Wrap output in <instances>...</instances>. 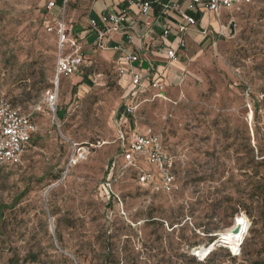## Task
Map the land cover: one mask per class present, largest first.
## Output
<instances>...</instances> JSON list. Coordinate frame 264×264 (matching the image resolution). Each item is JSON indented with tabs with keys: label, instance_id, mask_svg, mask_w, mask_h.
<instances>
[{
	"label": "rangeland",
	"instance_id": "374dc122",
	"mask_svg": "<svg viewBox=\"0 0 264 264\" xmlns=\"http://www.w3.org/2000/svg\"><path fill=\"white\" fill-rule=\"evenodd\" d=\"M49 2L0 0V100L26 113L42 107L22 162L0 168V264L263 261L264 0L223 12L216 44L187 56L180 85L139 94L136 120L177 156L179 188L155 193L127 169L114 187L124 211L107 210L99 188L113 160L123 165L114 118L129 86L120 63L99 49L85 58L91 73L82 81L80 73L60 80L50 110L59 10ZM70 18L67 10L73 25Z\"/></svg>",
	"mask_w": 264,
	"mask_h": 264
},
{
	"label": "built area",
	"instance_id": "2783aa9c",
	"mask_svg": "<svg viewBox=\"0 0 264 264\" xmlns=\"http://www.w3.org/2000/svg\"><path fill=\"white\" fill-rule=\"evenodd\" d=\"M127 1L129 6L123 9L121 15L103 13L98 20L89 19V28L96 34L95 44L100 50L111 48V37L114 34H127L126 23L129 7L137 3L135 0ZM68 2L69 0H64L63 6H59L57 0H50L48 4L50 12L57 8L60 9L56 28L58 58L55 69V87L47 90L45 94L46 102L54 113L57 112L58 107L60 80L79 73L85 63L83 47L66 22ZM253 2L254 0H189L186 9L183 10L181 6L169 1L164 8L165 10H175L187 23H180L177 27L180 48H182L185 45L187 31L197 25L196 19L188 12L202 10L214 13L221 20L223 12H231L234 9L239 10ZM138 5L143 14H147L151 8L150 2L138 3ZM48 30L52 32L54 28L48 27ZM170 34L171 31L166 29L162 35L163 38H168ZM128 38L131 39V36ZM113 48L117 50L119 47ZM167 57L169 63L177 61L179 50L168 48ZM139 62H141V57L137 54H126L124 57V64L127 65V70L131 74L132 93L149 89L160 92L165 91L163 73H157L153 67L149 75L143 76L135 72V65ZM119 70L123 76L125 66L120 65ZM137 108L138 106L135 103H130L127 100L114 118V127L117 133L116 142L120 145L117 160L121 158L123 165L119 168L117 161L113 160L108 166V173L102 186L107 200L117 199L122 211H124L123 203L115 193L114 187L121 174L127 169H135L138 184L155 193L171 195L179 188L175 172L178 164L177 156L165 148L161 134L152 131L143 132L140 129L135 115ZM41 110L42 107H39L31 113H26L9 99L2 98L0 100V168L18 165L22 162L23 156L30 148L33 137L38 131V127L34 122V114ZM73 161L71 164H73ZM143 161L154 166V169L145 170L141 166Z\"/></svg>",
	"mask_w": 264,
	"mask_h": 264
},
{
	"label": "crops",
	"instance_id": "0c3cea01",
	"mask_svg": "<svg viewBox=\"0 0 264 264\" xmlns=\"http://www.w3.org/2000/svg\"><path fill=\"white\" fill-rule=\"evenodd\" d=\"M137 3L129 7L127 16L126 33H117L111 37V48L106 49L114 56L120 65L125 66V73L122 80L129 86L126 101L137 103L140 92H133L131 85V74L124 64L126 54H137L141 57V62L135 65V72L143 76L149 75L151 68H155L157 73H163L165 89L171 86H178L184 79L185 60L187 56H193L197 52L212 48L216 44L214 34L221 31L222 18L219 20L214 13L205 11L188 12L193 16L197 25L191 27L185 35V45L180 48L177 27L180 23L187 24L175 10H165L164 6L172 1L177 6L186 9L189 0H135ZM59 6H63L64 0H57ZM150 2L151 8L147 14H143L138 3ZM127 0H69L67 10L71 18L69 25L72 32L76 31L77 38L81 40L86 60L99 50L96 46V34L89 28V19H99L103 13H116L121 15L123 9L128 7ZM56 10V9H55ZM59 10L60 14V9ZM67 12V11H66ZM169 29L171 34L168 38H163V31ZM113 47H119L117 50ZM168 48L179 50V59L171 63L168 62ZM86 60L79 72L82 77H77L76 81H82L89 66ZM88 64H92L90 61ZM88 68V69H87ZM125 101V102H126ZM144 132V131H143Z\"/></svg>",
	"mask_w": 264,
	"mask_h": 264
},
{
	"label": "trees",
	"instance_id": "16d2710c",
	"mask_svg": "<svg viewBox=\"0 0 264 264\" xmlns=\"http://www.w3.org/2000/svg\"><path fill=\"white\" fill-rule=\"evenodd\" d=\"M48 17V16H47ZM91 70H87V75H89L91 72H90ZM123 106V105H122ZM122 106L120 107V109L119 110H121L122 109ZM252 117H253V113H252ZM32 144V143H31ZM58 179V178H57ZM105 179H106V177L103 179V181H102V183L100 184V188H99V192H100V197L102 198V199H104L105 201H106V206L107 207H109L107 210H109V211H111L112 210V206H113V204H116L117 206H120V204H119V202H118V200L116 199H113V198H111V200H107V198H106V194H105V192H104V190H103V183H104V181H105ZM262 213H261V215L264 217V210H263V206H262ZM248 212V211H247ZM1 222H2V217H0V225H1ZM217 238H211V242H210V244H215V242L216 241H219V240H216ZM242 244H243V242H242ZM209 245V244H208ZM207 245V246H208ZM224 246V245H223ZM195 249H197V248H195ZM194 249V250H195ZM216 250V249H215ZM194 252V251H193ZM214 252V251H213ZM240 254V253H239ZM196 254H194V256H195ZM211 255H212V253H211ZM235 256H237V255H235ZM196 257H198V256H196ZM206 257H207V255L204 257V258H200V259H202V260H206ZM253 264H264V260L263 261H256V262H254Z\"/></svg>",
	"mask_w": 264,
	"mask_h": 264
},
{
	"label": "water",
	"instance_id": "95a60500",
	"mask_svg": "<svg viewBox=\"0 0 264 264\" xmlns=\"http://www.w3.org/2000/svg\"><path fill=\"white\" fill-rule=\"evenodd\" d=\"M233 28H234V26L232 24V30L234 32ZM241 229H242L241 226L237 225L236 228L233 230V233L238 234L241 232ZM218 240L223 241L224 239H222V236H220ZM211 246H212V244L209 243V246L206 248V251L209 250V247H211Z\"/></svg>",
	"mask_w": 264,
	"mask_h": 264
},
{
	"label": "bare ground",
	"instance_id": "6f19581e",
	"mask_svg": "<svg viewBox=\"0 0 264 264\" xmlns=\"http://www.w3.org/2000/svg\"><path fill=\"white\" fill-rule=\"evenodd\" d=\"M78 160H74L73 162H77ZM239 221V220H238ZM220 241V240H219ZM221 242H218V243H216V245H218V244H220ZM209 246V245H208ZM208 246H206L204 249V252H206V248L208 247ZM209 249H210V247H209Z\"/></svg>",
	"mask_w": 264,
	"mask_h": 264
}]
</instances>
